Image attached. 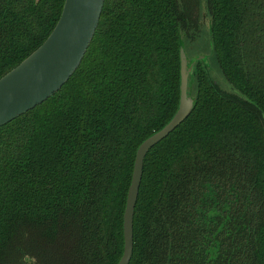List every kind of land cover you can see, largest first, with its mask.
<instances>
[{"label": "trees", "instance_id": "trees-1", "mask_svg": "<svg viewBox=\"0 0 264 264\" xmlns=\"http://www.w3.org/2000/svg\"><path fill=\"white\" fill-rule=\"evenodd\" d=\"M63 3L0 0V78ZM205 7L232 91L195 64L193 110L143 161L129 264H264V0ZM199 19V0H104L69 80L0 127V264L118 263L135 154L177 110Z\"/></svg>", "mask_w": 264, "mask_h": 264}, {"label": "water", "instance_id": "water-1", "mask_svg": "<svg viewBox=\"0 0 264 264\" xmlns=\"http://www.w3.org/2000/svg\"><path fill=\"white\" fill-rule=\"evenodd\" d=\"M104 0H64L61 14L45 41L0 78V127L35 108L69 80L79 67L98 26ZM197 62L179 49V103L171 120L138 147L123 213V252L117 264H129L133 252V216L143 161L151 148L166 138L191 113L195 99L188 79Z\"/></svg>", "mask_w": 264, "mask_h": 264}, {"label": "rangeland", "instance_id": "rangeland-1", "mask_svg": "<svg viewBox=\"0 0 264 264\" xmlns=\"http://www.w3.org/2000/svg\"><path fill=\"white\" fill-rule=\"evenodd\" d=\"M199 18L200 26L197 37L191 42L185 40L182 41L186 57L188 60H204V65L210 79L222 90L230 92L232 91V87L222 75L212 49L210 39V19L206 11L205 0H199ZM190 78L188 80L189 82ZM191 94L193 96V88H191Z\"/></svg>", "mask_w": 264, "mask_h": 264}]
</instances>
